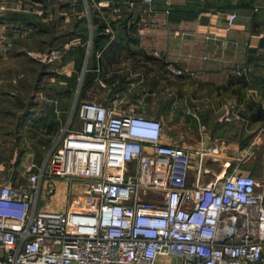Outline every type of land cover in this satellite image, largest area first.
Segmentation results:
<instances>
[{
  "label": "built area",
  "instance_id": "obj_1",
  "mask_svg": "<svg viewBox=\"0 0 264 264\" xmlns=\"http://www.w3.org/2000/svg\"><path fill=\"white\" fill-rule=\"evenodd\" d=\"M84 1L87 14L123 4ZM236 18L229 14L227 31ZM79 42L31 54L56 64ZM222 109L226 121L238 115L228 102ZM74 115L41 163L0 175V264H264V192L254 174L237 166L203 182L205 151L193 172V149L165 141L162 118L120 103L82 99Z\"/></svg>",
  "mask_w": 264,
  "mask_h": 264
},
{
  "label": "crops",
  "instance_id": "obj_2",
  "mask_svg": "<svg viewBox=\"0 0 264 264\" xmlns=\"http://www.w3.org/2000/svg\"><path fill=\"white\" fill-rule=\"evenodd\" d=\"M110 1H122L121 10L104 7L87 14L84 0H45L42 7H31L27 0H0V175L41 163L80 100L99 91L109 97L128 86L141 106L138 111L132 107L133 111L147 114L150 109L153 113L148 115L163 119L165 141L193 149V161L198 162L197 151L206 152L205 162L221 160L223 170L216 176L252 157V172L264 187V121L251 123L244 117L250 101L264 107V0H253L250 7L241 2L245 0H153V11L144 0H133L134 7L126 0ZM204 6L207 10L196 16ZM15 12L38 14L46 23L56 21V44L37 47L38 36L31 35L35 26L12 16ZM231 12L237 18L227 31ZM75 38L80 42L56 64L31 54ZM17 39L33 44L17 51H27L38 67L43 66L41 80L29 72L33 63L25 55L11 52ZM246 67L247 72L236 73ZM25 76L33 81L32 104L17 109L3 92ZM237 77L248 81L241 93L231 84ZM103 99L106 104H119L116 98ZM225 102L238 113L232 121L222 117ZM152 104L157 108L151 109ZM16 123H25L21 133L13 130ZM251 127L252 151L246 141ZM21 143L29 147L24 154ZM214 147L220 150L217 155ZM13 157L19 160L15 168L9 164ZM192 167L194 172L196 164ZM65 186L59 182L56 208L62 207Z\"/></svg>",
  "mask_w": 264,
  "mask_h": 264
},
{
  "label": "trees",
  "instance_id": "obj_3",
  "mask_svg": "<svg viewBox=\"0 0 264 264\" xmlns=\"http://www.w3.org/2000/svg\"><path fill=\"white\" fill-rule=\"evenodd\" d=\"M45 2V0H43ZM50 2V0H48ZM244 2L246 7H250L253 3V0H245L241 1ZM45 4V3H44ZM61 5V4H60ZM207 10V7L204 6L199 9L198 13L195 15L197 16L201 12ZM14 17H21L27 24H33L34 30L32 31L31 35L38 37L35 38L36 43H34L39 48H44L46 45H55L58 39L57 31H56V21H53L52 23H46L42 20L43 16H40L35 13H13ZM13 46L11 47V52L18 54V55H25L27 58L26 61L33 63L31 64L30 73L33 74L34 78H37V80H41L42 76L45 73V70L42 67H38V63L34 62L30 57L27 51L22 50L21 52H18V48L20 46H24L25 44H28V47H33L31 43L27 39H17L14 43H12ZM26 71V70H25ZM239 79L231 81V84H235L237 90L241 93L243 89L246 88L248 85V81L246 77H237ZM33 85V81H30L26 78V76L20 80V84H13L10 83L7 88L10 90L5 89L3 94L5 100H8V102L13 105L15 108H29L31 103V88ZM3 91V89H1ZM15 90L16 94L11 95V91ZM248 109L249 112L244 117L248 119V121L252 122H262L264 121V107L261 105V103H257L254 101H250L248 103ZM28 112V111H27ZM15 113V112H14ZM51 126H53V123H49ZM25 123H16V126L13 128H17V131L21 133L22 129L24 128ZM12 130V129H11ZM20 150L21 153H25L27 149L29 148L28 145L21 143ZM22 147V148H21Z\"/></svg>",
  "mask_w": 264,
  "mask_h": 264
},
{
  "label": "rangeland",
  "instance_id": "obj_4",
  "mask_svg": "<svg viewBox=\"0 0 264 264\" xmlns=\"http://www.w3.org/2000/svg\"><path fill=\"white\" fill-rule=\"evenodd\" d=\"M132 90L133 89L131 87L126 86L123 89H117V90H115V92H113L112 95H109V97L106 96L104 92H100L99 91L95 96H90V97L88 96V97H86V99H88V100H96V101H99V102H104L103 101L104 100L103 97L104 98H108V99L109 98H112V99L113 98H116V99H118V102L120 103V105L122 106V108L130 109V108L133 107V109H135L137 111L138 110H141L140 104H138L135 101V99H133V96L130 95V93L133 92ZM150 107H151V109H155V107L157 108V105L152 104ZM151 111L152 110L149 109V111H147V114H148V112L153 113ZM77 123H79V122H77ZM249 130L250 131L246 133L247 134L246 141H247L248 144H250V150L252 151V147H253V144H252V141H253L252 135H253L254 127H251V129H249ZM53 137L54 136H52V138ZM19 148H20V146H19ZM198 162H196L195 160L193 161V163L196 164V167L194 169V172L197 171V169L199 167V163ZM235 162L237 163V160H235ZM240 163H241L240 164V167L241 168L246 169V170H249L248 172H251L253 174V172H252V170H253V166H252L253 165V159H252V157L250 159H248L246 162H244V160H242V161H240ZM205 167H207L209 169V172L203 173V176H202V181L203 182L210 181L211 179L215 178L216 175H218L223 170V166H222V161L221 160H219V161L209 160V161H207V162L204 163V169H205ZM229 172H231V170H229ZM263 189H264V187H263V184L261 183V186H260L259 190L262 191V192H264ZM55 198H56V196H55Z\"/></svg>",
  "mask_w": 264,
  "mask_h": 264
}]
</instances>
